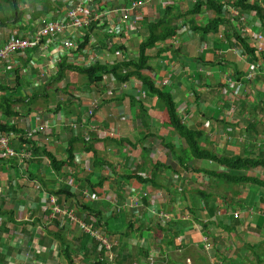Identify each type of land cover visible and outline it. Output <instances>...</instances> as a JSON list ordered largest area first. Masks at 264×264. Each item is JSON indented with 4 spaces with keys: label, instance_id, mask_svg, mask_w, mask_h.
<instances>
[{
    "label": "crops",
    "instance_id": "0c3cea01",
    "mask_svg": "<svg viewBox=\"0 0 264 264\" xmlns=\"http://www.w3.org/2000/svg\"><path fill=\"white\" fill-rule=\"evenodd\" d=\"M139 1L146 0L108 1L118 9L117 15H111L109 22L110 25H118V30L114 28L111 33L103 34L104 41L116 52L111 64L117 60L136 59L139 46L144 42L142 34L146 27L164 16L168 7L174 8L176 14L187 13L200 0H151L148 6L137 10L138 23L133 26L135 15L124 18L120 10ZM236 1L222 2L228 7ZM78 2L26 0L30 14L25 15L23 25L28 28H21L28 32L39 19L60 18L66 7L71 8ZM259 2L264 8V0ZM213 18L215 15L212 12H206L179 21L176 24L181 27L178 37L150 52L155 59L151 71L143 73L157 87L164 86L173 95L184 123L204 132L208 147L215 153L243 158L264 155V24L253 13H243L240 21L234 23L252 48L257 45L261 48L257 58L253 59L237 41L231 39L232 26H222L219 34L208 36L205 42L192 32L193 24L196 27L205 26ZM14 28L19 26L0 27V46ZM254 34L261 35L263 40H254ZM53 68L47 55L32 50L15 54L9 61L0 64V87L6 86L4 81L8 75L15 79L17 74L20 82L27 81L35 90L40 89L57 72ZM30 69L40 73L39 78L32 76ZM11 83H14L12 88H16L15 80ZM112 83V87L99 93L101 95L97 91L85 93L87 98L84 97V100L87 102L84 105L87 107L83 109L74 103L76 115L66 112L67 108H57L58 111L44 122L45 126H42L38 114H33L36 118H29L26 123L1 120L26 132L25 139L40 143V147L45 144L46 149L59 160H67V152L63 153L60 149L68 150L72 138H80L93 142L101 161L96 165L94 153H86L82 142L77 144L74 166L66 167L61 174L51 170L49 160L40 155L33 154V159L27 162L0 155V253L6 257L5 264H64L58 258L61 247L57 235L67 239L76 263L95 264L97 254L91 245L88 247L90 250L83 248L88 242L84 240L85 233L66 217H54L52 214L49 199L56 198L53 193L62 191L64 187H69L71 194L77 196L75 203L78 204L73 210L78 218L87 223L95 222L104 235L121 246V254H116L114 264H149L151 255H160L158 264H264V255L256 253V247L263 242L262 235L256 236L255 232L248 231L254 236L246 245V256L243 252L228 255L230 246L232 250L235 248L234 242L224 247L218 240L217 235L222 231L219 223L229 213L232 214L225 199L216 195L220 218L208 215L204 205L197 215L193 214L200 206L202 189L195 185L198 179L188 180L187 174H181L179 165L170 164V152L161 146L165 141L174 144L177 149L186 148L185 142L167 126L163 105L138 80L128 84ZM27 87L22 91L24 97L29 96ZM7 95L9 92L0 88V101ZM95 99L100 103L99 107L90 110V104ZM31 121H35L36 126ZM74 122L79 125V130ZM43 135L48 136V143ZM162 149L164 158L160 160ZM157 163L173 169L161 174L163 180L159 179L161 185L157 188L144 186L135 179L129 183L122 179V176L135 173L150 178ZM194 166L196 169L214 167L202 161H195ZM174 171L177 172L173 175ZM112 191L118 193L117 197L107 199L104 193ZM247 191L249 194L243 192L242 199L236 201L237 207H242V214L245 211L248 214V209L264 204V192L252 188ZM87 192L88 196H85ZM98 195L104 196L105 200L94 201L95 197L99 198ZM232 197H228L229 201ZM61 200L67 202V196H62ZM92 202L96 203L94 207L99 206L97 211L103 215L101 224L98 215L87 216L84 212V208H90ZM58 204L67 209L62 203ZM116 208L122 211L117 214ZM161 213L169 216L168 222L160 217ZM254 216L251 218L255 226L251 224V227L248 220L246 227L248 230L256 227L263 232L264 224ZM241 220L232 221V231L241 232L235 224ZM212 222L216 224L212 225ZM252 240L255 242L252 243ZM102 247L105 248L101 244ZM105 251L108 259L110 252L106 248ZM169 255H172L171 261Z\"/></svg>",
    "mask_w": 264,
    "mask_h": 264
},
{
    "label": "trees",
    "instance_id": "16d2710c",
    "mask_svg": "<svg viewBox=\"0 0 264 264\" xmlns=\"http://www.w3.org/2000/svg\"><path fill=\"white\" fill-rule=\"evenodd\" d=\"M26 0H0V27L7 28L17 25L25 17V13L22 11V4H25ZM113 1V0H112ZM223 0H200L195 6H193L187 13L176 14L174 8L168 7L164 16H162L156 23L148 25L145 31L142 34L144 42L139 46V55L136 59L124 60L115 63L101 62L96 61L90 66L85 65H74L68 62V59L65 58L61 63L58 64L57 72L50 76L49 81L45 82V88H48L49 85L60 83L65 80L67 72L78 73L83 77H86L87 84L89 86H98L104 82L105 77L111 78L112 80L121 83L128 84L132 80H138L144 86V88L151 93L152 97L157 98L158 103L163 105V109L166 113V118L168 120L167 126L173 129V133L183 140L186 144V148L177 149V147L169 142L166 143L163 141L162 145L164 149H168V161L170 164L176 163L180 166L181 174H187L189 180H196L200 175L207 176L211 180L217 179L222 181L225 185L229 186L231 190L236 187H245L250 186L252 189L264 192V155L258 157L248 156L243 157H229L221 156L211 150L207 145V139L205 138L204 132L200 131L197 127H190L184 123V119L178 113V106L173 97V95L166 90L164 86L157 87L156 83L147 75L144 71H151L152 61L155 59L154 56L150 54L151 51L155 50L156 47L162 43L172 41L176 39L181 32V27L176 24L185 19L188 16L195 17L197 15H202L206 12H212L215 15V18L208 21L205 26L196 27L193 24L192 32L201 37L202 42L207 41L208 36L212 34H219L222 26L229 25L231 30H233L232 40L237 41V44L242 48V50L248 54L253 59L257 58L258 49L252 48L246 38L242 37V33L236 29L235 24L240 21L243 13H253L256 18L264 24V8L260 5L259 0H237L234 3H231L227 7V3L224 4ZM232 8L239 10V15L237 17L233 16ZM235 23V24H234ZM241 24V23H240ZM93 28H96L94 25ZM87 33L85 42H82L76 52L78 54H85V47L90 42L91 34H95L98 38L101 48H97L99 52L102 50L108 51L107 56H111L114 53L113 49L104 41L105 36L103 33L97 32L93 29L92 33ZM34 52V51H33ZM35 53L41 54L39 50H35ZM264 57V52H262ZM111 62V61H110ZM16 88H14L15 94H9L4 96L0 101V114H2L7 119H18L22 117V112L16 110V106L20 103H30V105L35 104L41 97L47 96L41 94L38 91L32 92L29 96L24 97L22 91L26 89L29 82L23 81L20 82L21 78L16 74L15 77ZM4 92H9L8 88L0 87ZM73 105V103H72ZM61 106L58 105V110ZM29 114L31 111L28 109ZM26 114V113H25ZM16 133L21 135V139L18 147H24L25 145H35V141L30 139H25L26 132L21 130L16 125H12L9 122L0 121V135ZM79 142L83 143V150L86 153L93 152L95 164L99 165L98 153L93 148V142H85V140L80 138H72L69 143V148L67 150V160H59L46 148L38 147L33 148L32 153L34 156H43L47 158L50 162L51 170L61 174L66 167H73L75 163V155L78 151L77 144ZM195 161H202L203 163L208 162V164L214 165L211 169L200 168L196 169L194 164ZM27 162V161H26ZM174 162V163H172ZM168 164V163H167ZM154 173L150 178L142 176L140 174H127L122 176L123 181L130 182L135 179L142 185H152L153 187L161 185L159 179L161 174L167 171H173L170 166H167L162 163H157L154 166ZM226 169L225 171L223 169ZM252 171H256V176L248 175ZM177 172V171H176ZM175 171L172 173H176ZM261 172L262 174H259ZM45 184V183H44ZM47 185V184H46ZM215 186V185H213ZM158 187V186H157ZM156 187V188H157ZM93 192V191H91ZM235 191H233L234 193ZM242 192L236 191V198L241 196ZM56 196L58 203H62L68 210H73L76 206L75 199L77 196L71 194V189L69 187H64L62 191L53 193ZM66 195L67 202L63 203L61 197ZM200 200V208L206 206V213L211 215L213 218L219 217V204L217 205V196L215 193H208L202 190ZM226 201V204L229 208L233 205L237 206V203L234 197ZM264 202V199H262ZM60 205V204H59ZM90 208H84V212L87 213V216H92L94 214L98 215V222L101 224V219L103 218L102 213H99L97 210L99 206L94 207L96 203H91ZM52 210V209H51ZM235 220L234 216L224 217L220 227L224 228L226 231H232V221ZM99 224V225H100ZM211 225V223H209ZM216 223L212 222V225ZM109 233V232H108ZM56 236V235H55ZM56 239L60 242L61 252L65 257L67 264H78L73 258L72 248L68 244L67 239L61 235H57ZM88 242L83 245V248L86 247L87 250H90L88 247L93 248V252L97 254L95 264H109L107 257L105 256V248L101 249L99 243H97L92 237L88 234H85V239ZM117 256L121 254V246L116 249ZM6 257L0 253V264H5Z\"/></svg>",
    "mask_w": 264,
    "mask_h": 264
},
{
    "label": "built area",
    "instance_id": "2783aa9c",
    "mask_svg": "<svg viewBox=\"0 0 264 264\" xmlns=\"http://www.w3.org/2000/svg\"><path fill=\"white\" fill-rule=\"evenodd\" d=\"M150 1L151 0L135 2L131 7L122 9L120 12L123 14L124 18L135 15L136 20H133L132 24L136 26L138 23L136 18L137 10L144 8ZM94 2H96L97 5H95ZM63 12L61 17L57 19H39L35 25L32 24L33 28L28 32H24L25 30L21 28H28L27 25H23L24 19L20 21L14 26H19V28L12 29L9 38L0 46V64L9 61L15 54L25 53L30 50H39L42 55H47V58L49 60L51 59L52 66L54 67L53 69L56 71L58 64L65 58L68 59L69 63L74 65H76V62L81 61L82 63L92 64L101 59L103 60V56H99V50H96L97 48H101L99 41L95 34L91 33L93 29L95 32H101L103 34L111 33L115 29L118 30V25L114 26L109 24L112 19L111 15H117L118 9L113 7L107 0H79L77 5L71 8L66 7ZM232 13L235 17L240 14L239 10L235 8H232ZM94 25H96V28H93ZM89 32H91V38L90 42L85 47L86 53L78 54L76 51L80 44L85 42L87 33ZM244 34H246V32H244ZM252 37L256 41L263 40V37L258 34H254ZM256 48L261 49L259 45H257ZM206 49L207 45L204 47V50ZM46 63H48V61ZM98 107L99 103H94L93 109H97ZM21 137V135L14 132L0 135V155L11 160H32V150L34 146L35 148L36 146L40 147V143L18 147L16 144H19ZM45 142L48 143L49 139L46 138ZM42 148L47 147L44 144ZM85 196H88V192L85 193ZM94 201H99V198L95 197ZM49 203L50 207H52V214L54 217L59 216L69 219V221L77 225L83 233L88 234L94 240L101 243L107 251L110 252L108 260H110L111 263L115 260L116 249L119 247L117 241H112L108 236L104 235L102 230L96 227L95 222L87 223L82 221L76 216L75 210L62 208L55 197H51ZM121 211L122 209H116L117 214ZM229 216H231V214ZM160 217L164 219L165 222L169 220V216L164 213H161ZM234 217L235 219H239L240 214L236 213ZM205 242H207V240ZM156 258L157 255H151L149 257V264H158L159 259L157 258L156 260Z\"/></svg>",
    "mask_w": 264,
    "mask_h": 264
},
{
    "label": "rangeland",
    "instance_id": "374dc122",
    "mask_svg": "<svg viewBox=\"0 0 264 264\" xmlns=\"http://www.w3.org/2000/svg\"><path fill=\"white\" fill-rule=\"evenodd\" d=\"M108 1H110V0H108ZM61 5L63 7H66V5H64V4H61ZM146 5L148 6V4H146ZM26 6H27V4H22L21 5L22 11L25 14H30V12L28 10L29 6L28 7H26ZM260 50L261 49H259V51ZM98 53L100 54L99 56H103L102 57L103 60L101 59L99 61H101V62H109V63L112 62L111 59L113 58V55L107 56L108 51L102 50L101 52L98 51ZM117 62H118V60H117ZM75 64L76 65H86V66L92 65L90 63H82V61L81 62H76ZM22 72H23V70H22ZM29 73H32V76H35L36 79L39 78L40 73H37V72L35 73V69H32V70L30 69ZM32 76H29V77H32ZM11 81H14V76H12V75H8L5 78V81H4V82H6V86L5 87H9L8 89H9V94L10 95L11 94H15V93H11V92L14 91V88H12L14 86V83H11ZM87 82L88 81H87L86 77H83V76H81L78 73L67 72L66 78H65L64 81H62L60 83L53 84V85H49L48 88H45V86L43 85V86L40 87V89L36 88L37 90H35V88L30 85V86L27 87L28 95H30L34 91H38V92H40L43 95H46V93H47V96L41 97L33 105H30V103L26 104V103H23V102L20 103V105H17L16 106V110H18L19 112L21 111L22 115H23L22 117H20V119H17V118L16 119H7L2 114H0V121L1 120H9L12 123H14L15 121H18L19 123L20 122L21 123H26L27 120L29 121V118H32V117L36 118V116L34 117L33 114H38V116H40V119H41L40 121L43 122L42 126H45L44 122H46L47 118H50L51 115L54 112L58 111L57 110L58 105L61 106V109H62V107L67 108L66 112L69 111V113L72 112L74 115H76V110L74 108V103H75V105H78V106H80L83 109L85 107H87L86 105H84V103L87 102L86 100H84L85 98H87V95H85V93H87L89 91H90V93L92 91H97V94L101 95L99 93H101V91H103L107 87H112V85H113L112 82H114V81L110 80V78L105 77L104 82L99 84L97 87L96 86H92L91 87V86H89L87 84ZM96 102H98L97 99L92 101V104H90L91 106L89 107L90 110L93 109V105ZM72 103H73V105H72ZM87 105L89 106V104H87ZM28 109L31 111L29 114H27L29 112ZM30 123H32L33 126L34 125L36 126V124H37L35 121H31ZM74 123H76V122H74ZM38 128H36V129H38ZM33 130H35V129H33ZM78 130H79V125H78ZM42 137L44 139L48 138V136H45V135H43ZM60 151L63 152V153H64V151H65V153L67 152L66 149H64V150L60 149ZM163 152H164V150L162 149V155H161V159L160 160H162V158H164V153ZM5 158L8 159L7 157H5ZM205 163H206V165L208 164V162H205ZM223 170L225 171L226 169H223ZM256 173H258V172L252 171L248 175L256 176ZM195 185H199L198 187H201V189L204 190L205 192L215 193V195L219 196V198L225 199L226 201L228 200V197H230V196H233L235 201L239 200L238 198H240V200H241L243 192L247 193L248 192L247 190H251V187L248 188V186H245L243 188L242 187H236L233 190H231L229 186H223L225 184L222 181L217 180V179L211 180L210 178H208L207 176H204V175H200L199 176V178L197 180V183L195 182ZM213 185H215V186H213ZM236 190L237 191H242L241 196H239L237 198H236V195L233 194V191H236ZM117 194H118L117 192L115 194L113 191L104 193V195L107 197V199H112L113 196L117 197ZM248 194H249V192H248ZM98 197L100 198L99 201L105 200L104 196L101 197L100 195H98ZM100 203H102V202H100ZM121 204H122V202H121ZM199 209H200V207L196 211L194 210L193 214L197 215L198 212H199ZM230 210H231L232 214L231 213H229V214L234 216L236 213H238V214H240V219L242 218V220L239 221L238 223H235V224L238 225L239 228H241V232L240 231L236 232V230L228 232L222 227L221 228L222 231H220L221 234L217 235L218 240L222 242V245L224 247H228L229 245H232V243L234 242V247L235 248H234V250H232L231 246H230V253H228V255H235V254L239 255L241 252H243V255L246 256V252L244 254V251H246V245H248V242L250 241L249 238H252L254 236L252 232L248 233V231L255 232L254 234H256V236L257 235H262L263 242L260 245V247H256V253L264 255V231L263 232H259V230L256 227H253L252 230H248V228L246 227V223H247L248 220H249V225L250 226H251V224H252V226H255L256 223L253 222V220L251 218V216H254V215H255L254 219L256 217H258L259 221L261 222V224H264V204L261 205V206L259 204L258 206L253 207L251 210L248 209L247 210L248 214H245L246 211L243 212V214H242V207L241 206L237 207L236 205H233ZM115 213H116V210H115ZM202 214H205V213L202 212ZM233 221H235V220H233ZM245 235H247V236L245 237ZM109 239L111 240L110 237H109ZM256 239H258V238L256 237ZM254 240H255V238H254ZM254 240H252L251 242L254 243L255 242ZM59 252H60L58 254L59 260H62V261H64V264H67L66 260H65V257L63 256L62 252L61 251H59ZM159 256L160 255H157V258H159ZM77 258H79V257H77ZM157 258H156V260H157ZM171 260H172V255H169V261H171ZM114 263H111L109 261V264H114Z\"/></svg>",
    "mask_w": 264,
    "mask_h": 264
},
{
    "label": "clouds",
    "instance_id": "9594fccd",
    "mask_svg": "<svg viewBox=\"0 0 264 264\" xmlns=\"http://www.w3.org/2000/svg\"><path fill=\"white\" fill-rule=\"evenodd\" d=\"M11 27H12V26H11ZM13 27H14V26H13ZM7 28H9V27H7ZM7 28H6V29H7Z\"/></svg>",
    "mask_w": 264,
    "mask_h": 264
}]
</instances>
